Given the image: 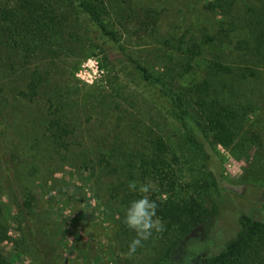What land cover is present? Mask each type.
Listing matches in <instances>:
<instances>
[{
  "label": "trees",
  "instance_id": "16d2710c",
  "mask_svg": "<svg viewBox=\"0 0 264 264\" xmlns=\"http://www.w3.org/2000/svg\"><path fill=\"white\" fill-rule=\"evenodd\" d=\"M170 3L0 0V181L6 186L3 190L0 182V244H9L12 255L23 250V256L48 264L56 242L58 249L68 231V211L53 223L38 211L34 188L41 180L40 149L46 144L61 164L80 169V176L93 179L97 194L109 197L105 209L116 222L118 245L127 255L118 264H165L185 236L217 214L211 194L215 183L202 159L207 142L231 149L246 117L264 103V0H182L175 30L166 24ZM202 16L208 18L206 23ZM80 17L121 44L125 53L122 40L154 42L162 48L158 61L149 66L132 59L143 78L141 95L156 105L162 119L154 127L133 124L134 141H121V134L111 129L105 136L114 134V141L102 139L76 150L78 145L71 141L76 127L66 120L64 104L57 100L61 89H54L47 102L56 110L43 123L47 143L31 135L40 132L39 122L16 141L4 125L5 112L14 109L10 93L34 102L44 92L56 61L70 53L74 40H81ZM7 70L18 78L10 93L4 83ZM15 171L21 174L13 180ZM129 182L151 184L148 195L163 225L131 255L129 245L136 237L123 216L129 202L141 194L130 191ZM3 195L13 208L5 210ZM0 264L15 262L0 252ZM203 264H264V219L240 215L234 237Z\"/></svg>",
  "mask_w": 264,
  "mask_h": 264
},
{
  "label": "rangeland",
  "instance_id": "374dc122",
  "mask_svg": "<svg viewBox=\"0 0 264 264\" xmlns=\"http://www.w3.org/2000/svg\"><path fill=\"white\" fill-rule=\"evenodd\" d=\"M181 1L171 0L168 11L170 14L166 24L174 30ZM200 18L204 23L208 20L206 16ZM80 22L82 31L79 27L77 29L81 40L73 38L70 53L56 61L44 92L34 102L20 100L10 93L9 90L17 84L14 80L18 78L13 70H7L9 75L4 83L15 112L8 108L9 111L4 114V125L9 126L16 141H20L22 134L27 135L39 122L40 132L31 135H40L42 143H47L43 139V123L56 110L47 102L54 89H61L57 100L64 104L66 120L76 127L75 135L71 136V141L78 145L76 150L97 145L102 139L114 141V134L105 136L111 129L121 134V141H134L137 135L131 130L133 124L138 122L139 128L154 127V123L162 119L156 105L141 95L143 78L132 60L149 66L148 63L158 61L157 55L161 54L162 48L154 42L141 45L136 40H122L125 53L121 44L103 36L83 17H80ZM166 28L165 25L163 32ZM92 44L97 48H93ZM167 64L175 66L174 62ZM0 82L3 84V79ZM150 89L153 93L157 90L152 84ZM40 151L41 180L34 188L40 204L38 211L42 216L46 215L50 223L60 218L63 210L69 214L66 224L68 231L61 239L63 243L57 249L56 242V249L46 260L48 264H118L125 259L127 255L120 250L117 241L116 222L105 209V201L109 197L97 194L93 179L87 178V174L80 176V169L61 164L60 157L48 144ZM205 154L202 160L210 181L215 183L211 194L217 214L185 236L165 264H203L206 258L223 249L234 237L239 229L240 215L252 213L256 218L264 219V103L260 105V110L246 117L231 149L207 142ZM19 174L18 171L13 172L12 179ZM1 183L3 190H6L5 181ZM50 197L53 200L50 201ZM3 201L5 210L14 207L6 197ZM16 233V230H12L13 236ZM11 251L9 244H0V252L11 256L15 264H40L35 258L23 256V250L13 255Z\"/></svg>",
  "mask_w": 264,
  "mask_h": 264
},
{
  "label": "clouds",
  "instance_id": "9594fccd",
  "mask_svg": "<svg viewBox=\"0 0 264 264\" xmlns=\"http://www.w3.org/2000/svg\"><path fill=\"white\" fill-rule=\"evenodd\" d=\"M128 188L141 194L139 198L129 202L123 216L124 225L134 232L136 237L129 245L128 254L131 255L141 246L142 241L148 240L154 232L162 231L163 225L158 218H155L157 205L148 195L151 184L137 185L136 182H129Z\"/></svg>",
  "mask_w": 264,
  "mask_h": 264
}]
</instances>
